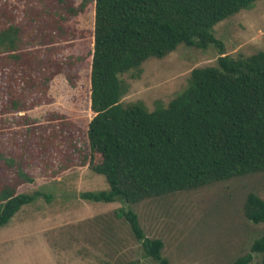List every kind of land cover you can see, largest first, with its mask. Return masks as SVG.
I'll list each match as a JSON object with an SVG mask.
<instances>
[{
  "label": "trees",
  "instance_id": "obj_1",
  "mask_svg": "<svg viewBox=\"0 0 264 264\" xmlns=\"http://www.w3.org/2000/svg\"><path fill=\"white\" fill-rule=\"evenodd\" d=\"M88 1L95 11L94 28L83 30L91 34L73 51L65 71L75 78L79 70L90 68L94 115L80 138L84 148H68V154L75 162L86 159L109 188L82 192L80 198L96 203L121 200L122 207L102 217L100 239L122 244L114 222L124 221L145 258L170 264L163 254L164 240L146 236L134 206L264 173V51L248 57L227 54L214 33L218 24L252 10L260 0H83L77 7L67 0H37L27 11L38 17L25 15L28 32L21 33L23 25L15 22L0 30V94L11 92L0 105L23 109L27 104L11 71L26 72L37 83L35 73L47 80L60 71L54 62L60 54L45 62V49H24L23 44L39 35L48 39L59 26L71 27L73 19L90 12ZM180 45L214 46L219 51L217 65L193 69L188 86L167 106L151 111L142 101L123 104L129 91L123 76L140 72L150 59H164ZM37 90L34 87L29 98L39 103L45 96ZM22 163L0 151V173L7 177L0 180V228L25 206L51 199L39 189L18 192L19 185L35 182ZM243 213L249 221L264 224V199L249 193ZM254 254H260L264 264V234L231 264H251Z\"/></svg>",
  "mask_w": 264,
  "mask_h": 264
},
{
  "label": "rangeland",
  "instance_id": "obj_2",
  "mask_svg": "<svg viewBox=\"0 0 264 264\" xmlns=\"http://www.w3.org/2000/svg\"><path fill=\"white\" fill-rule=\"evenodd\" d=\"M82 1L67 0L74 7ZM36 2L0 0V30L15 22L23 25L21 33L24 29L28 32L25 15H34V20L38 17L39 13L27 11ZM87 7L90 12L82 19H73L71 27L59 26L52 37L39 35L36 41L23 44L24 49H45V62L60 54L58 61L54 60L59 64L57 74L50 73L47 80H40L35 73L37 83L26 72L11 71L22 86L26 96L22 99L27 104L23 109L0 105V151L21 159L35 178L32 184L19 185V193L39 189L51 199L41 198L25 206L0 228V264H125L136 260L139 264H156L143 256L141 244L124 221L114 222L116 237H122V244L100 239L102 217L123 204L121 200H82L80 193L107 190L109 185L104 176L90 169L86 159L75 162L68 154L69 149L84 148L80 138L94 115L90 68L79 70L75 78L65 71L69 59L75 56L73 51L91 34L83 30L94 28L91 1ZM214 33L224 43L227 54L248 57L264 51V0L252 10L221 22ZM218 58L214 46L197 49L180 45L164 59L145 62L140 72L124 75L129 91L122 102L142 101L151 111L159 105L167 106L188 86L193 69L216 66ZM34 87L45 96L39 103L29 98ZM10 95L4 92L0 99ZM6 178L0 173V180ZM251 192L264 199V173L146 201L133 209L140 216L146 236L164 240L163 254L170 264H231L249 253L254 240L264 234V224L249 221L243 213L244 201ZM251 264H263L262 256L254 254Z\"/></svg>",
  "mask_w": 264,
  "mask_h": 264
}]
</instances>
